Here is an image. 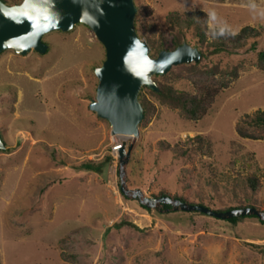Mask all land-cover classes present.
<instances>
[{"label": "rangeland", "instance_id": "obj_1", "mask_svg": "<svg viewBox=\"0 0 264 264\" xmlns=\"http://www.w3.org/2000/svg\"><path fill=\"white\" fill-rule=\"evenodd\" d=\"M135 1L142 6L137 13L146 27L142 35L147 40L151 26L164 49L173 43L169 13L174 11H206L210 38L213 28L264 29V0ZM71 32L44 35L51 49L43 56L0 55V133L11 148L0 153V264H264L263 254L245 243L264 244L257 239L264 236V224L256 219L235 226L195 215L194 222L179 208L164 214L160 205L147 210L140 199L123 198L120 161L112 152L121 138L89 108V94L99 83L95 68L106 53L81 23ZM252 45L237 52L203 46L202 67L218 66L219 76L238 68L239 77L199 121L185 119L180 109L147 92L159 107L157 117L129 140L134 141L130 161L142 160L147 176L146 195L164 187L214 210L241 199L244 207L264 209V139L243 138L236 130L242 116L264 109V70L255 66L264 35ZM158 81L193 90L184 64ZM199 131L208 136L212 153L194 147L176 158L173 150H159V139L175 144ZM109 151L114 161L105 172L75 168ZM249 172L262 178L257 194L245 186ZM125 220L140 229L130 223L114 227Z\"/></svg>", "mask_w": 264, "mask_h": 264}, {"label": "water", "instance_id": "obj_2", "mask_svg": "<svg viewBox=\"0 0 264 264\" xmlns=\"http://www.w3.org/2000/svg\"><path fill=\"white\" fill-rule=\"evenodd\" d=\"M138 10L135 0H22L16 4L0 0V55L9 49L21 55L32 51L46 54L50 45L43 40L44 35L56 30L69 32L80 23L86 24L106 50L105 60L95 68L99 83L89 108L110 122L113 135L135 140L145 119L140 100L143 87L160 92L155 75L164 76L174 66L197 62L202 57L200 49L188 42L152 56L150 44L137 31ZM124 140L118 158L121 191L128 197L139 198L149 208L171 204L174 208L199 211L224 220L252 214L264 220V210L255 207L218 211L170 196H149L141 188H130L125 175L134 141L128 145ZM6 148L0 134V149Z\"/></svg>", "mask_w": 264, "mask_h": 264}, {"label": "trees", "instance_id": "obj_3", "mask_svg": "<svg viewBox=\"0 0 264 264\" xmlns=\"http://www.w3.org/2000/svg\"><path fill=\"white\" fill-rule=\"evenodd\" d=\"M8 4H16L20 3L22 0H4ZM136 2V1H135ZM139 10H141L142 6L136 3ZM169 17L173 22V43L170 46V49H175L180 44L184 42H188L193 46H196L200 49L202 53V57L197 62L185 63L187 66V77L193 83V90H180L176 89V87L169 83H160L158 81L160 75H155L154 79L157 81L160 92H156L151 88L144 86L140 93V100L145 110V119L141 123V127L148 126L155 117H157L159 107L154 101V99L149 98L147 92L152 96L157 97L160 101L171 105L174 108L180 109L182 116L185 119H190L192 121H199L203 119L205 116L211 113L213 108L216 106L218 98L221 92L224 89L230 87L231 83L235 80V78L239 77L238 68H234V70H228L226 72H222L223 76H219L218 72L221 70L218 66L209 67V66H201V62L205 57V52L203 51V46L206 44H211L215 46L217 49L236 52L241 50L243 47H246L249 41H253V47L256 48L257 41L264 35L263 28H256L251 25H245L238 33H233L229 29L223 28H213L211 29V38L208 35L209 27L208 22L210 20V15L204 10H196L193 12H183L180 13L178 11L170 12ZM139 14L136 17V27L139 35L143 38H146V35H142L141 29L142 27L146 29L144 24L140 25L139 22ZM87 29H90L86 24L81 23ZM148 29V28H147ZM223 29V31H221ZM63 35H68L72 33L62 32L60 30H56ZM147 31V30H146ZM149 34L147 36V41L152 48V56H156L160 50L166 48L163 43V39L161 38L158 43L155 41L154 30L149 26L148 30ZM44 39V38H43ZM212 39V40H210ZM212 41V42H211ZM101 43V42H100ZM102 44V43H101ZM103 45V44H102ZM104 47V46H103ZM51 46L49 47V50ZM48 50V52H49ZM105 50V48H104ZM14 51L13 49H9L4 51L9 52ZM36 54H40L35 52ZM106 53V50H105ZM47 54V53H46ZM46 54H42L46 55ZM41 55V54H40ZM106 58V55H105ZM189 64L191 66H189ZM183 64H181L182 66ZM259 69L264 70V48L258 51L257 61L255 63ZM95 67H93L94 70ZM95 73V72H94ZM168 74V73H167ZM164 75L163 77H167ZM97 85L95 87L94 93L89 94V98H93L96 96ZM216 108V107H215ZM94 115H97L94 111H92ZM109 122V121H108ZM110 123V122H109ZM236 130L239 136L248 139L260 140L264 139V109H257L253 113H247L242 116L237 124ZM1 134V133H0ZM5 144L8 146V142L5 141L3 135L1 134ZM157 145L160 151L173 150L175 152V157L180 158L182 156H186L190 152V148L199 147L202 152L208 151L212 153V144L208 139V136L205 135L204 132L199 131L198 134L194 136H190L185 140H180L175 144H172L166 139H159L157 141ZM200 145L205 146L206 149L200 148ZM11 151V148L7 147L6 149H0L1 152ZM95 153V152H92ZM114 156L111 151L107 152L101 159H86L81 162L75 168L77 170H88L94 171L98 173L105 172L113 163ZM142 160L132 159L128 164V173L129 177L127 179V183L130 188H141L145 189V184L147 182V176L144 171V168L141 165ZM245 186L251 190L254 194L262 188V178L256 172H249L246 177ZM186 191V189H185ZM121 194L125 200H129L126 194L121 191ZM152 196L162 197V196H170L173 199H180L185 202L193 203V204H202L197 203L190 199L188 195L185 193H177L170 192L168 189L162 187L158 193H152ZM139 199V198H137ZM161 207V212L164 214H172L175 211V208L171 204H159ZM141 206L146 208L147 210H152L146 205L141 203ZM243 200H237L236 206H229L225 208L218 209V211H226L233 208H241L244 207ZM264 210V209H262ZM182 213L188 214L191 219L195 222V215L205 216V213L199 211H184L181 210ZM162 213V214H163ZM193 217V218H192ZM216 218V217H215ZM246 218H252L258 220L260 223L264 224V220L260 219L257 215H247L240 217H233L226 219L228 223L232 225H238L241 221H244ZM224 220V219H223ZM130 223V225L136 229H140L138 225L133 222H127L126 220L123 222L117 223L114 227L121 228L123 225ZM110 231V230H108ZM262 237H258L257 239H262ZM254 250L259 251L264 256V244H258L253 242H245Z\"/></svg>", "mask_w": 264, "mask_h": 264}, {"label": "built area", "instance_id": "obj_4", "mask_svg": "<svg viewBox=\"0 0 264 264\" xmlns=\"http://www.w3.org/2000/svg\"><path fill=\"white\" fill-rule=\"evenodd\" d=\"M124 139H126V141H127V143H129V140L130 139H134L133 137H125V138H121V139H119V140H117L116 142H115V144L112 146V152H113V154L115 153V155H117L118 154V150H119V148L122 146V144L124 143Z\"/></svg>", "mask_w": 264, "mask_h": 264}, {"label": "clouds", "instance_id": "obj_5", "mask_svg": "<svg viewBox=\"0 0 264 264\" xmlns=\"http://www.w3.org/2000/svg\"><path fill=\"white\" fill-rule=\"evenodd\" d=\"M211 14L213 17H215V12H212ZM221 31H223V29H221Z\"/></svg>", "mask_w": 264, "mask_h": 264}, {"label": "flooded vegetation", "instance_id": "obj_6", "mask_svg": "<svg viewBox=\"0 0 264 264\" xmlns=\"http://www.w3.org/2000/svg\"><path fill=\"white\" fill-rule=\"evenodd\" d=\"M173 50V49H172Z\"/></svg>", "mask_w": 264, "mask_h": 264}]
</instances>
